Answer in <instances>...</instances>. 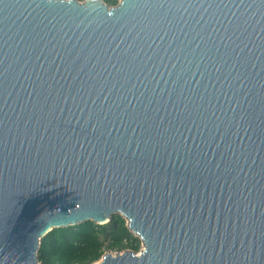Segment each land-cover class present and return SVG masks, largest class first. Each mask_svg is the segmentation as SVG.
<instances>
[{"label": "water", "instance_id": "water-1", "mask_svg": "<svg viewBox=\"0 0 264 264\" xmlns=\"http://www.w3.org/2000/svg\"><path fill=\"white\" fill-rule=\"evenodd\" d=\"M113 214L92 264H264V0H0V264Z\"/></svg>", "mask_w": 264, "mask_h": 264}, {"label": "trees", "instance_id": "trees-1", "mask_svg": "<svg viewBox=\"0 0 264 264\" xmlns=\"http://www.w3.org/2000/svg\"><path fill=\"white\" fill-rule=\"evenodd\" d=\"M102 1L108 6H115L119 0ZM139 246V238L129 231L125 219L113 214L103 224L87 220L53 228L40 239L37 259L40 264H92L100 259L105 250L135 252Z\"/></svg>", "mask_w": 264, "mask_h": 264}, {"label": "rangeland", "instance_id": "rangeland-1", "mask_svg": "<svg viewBox=\"0 0 264 264\" xmlns=\"http://www.w3.org/2000/svg\"><path fill=\"white\" fill-rule=\"evenodd\" d=\"M131 232V231H130ZM134 236H136L133 232H131ZM136 237H138V236H136ZM139 238V237H138ZM139 240H140V246H139V249L137 250V251H135V253H138L141 249H142V247H143V245H142V241H141V239L139 238ZM106 253H110V254H115V252H113V251H108V250H105L104 252H103V254H106ZM102 254V255H103ZM98 261V260H97ZM96 262V261H95ZM94 263V262H93Z\"/></svg>", "mask_w": 264, "mask_h": 264}, {"label": "bare ground", "instance_id": "bare-ground-1", "mask_svg": "<svg viewBox=\"0 0 264 264\" xmlns=\"http://www.w3.org/2000/svg\"><path fill=\"white\" fill-rule=\"evenodd\" d=\"M127 223H128V219H127Z\"/></svg>", "mask_w": 264, "mask_h": 264}]
</instances>
